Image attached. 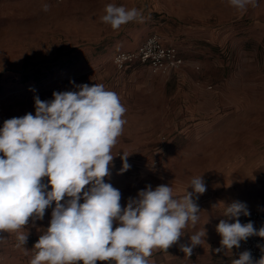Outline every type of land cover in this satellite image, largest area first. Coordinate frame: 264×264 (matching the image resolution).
I'll list each match as a JSON object with an SVG mask.
<instances>
[{
  "label": "rangeland",
  "instance_id": "1",
  "mask_svg": "<svg viewBox=\"0 0 264 264\" xmlns=\"http://www.w3.org/2000/svg\"><path fill=\"white\" fill-rule=\"evenodd\" d=\"M108 4L139 15L113 29L101 19ZM153 34L179 50L181 68L155 74L114 66L116 52L134 50ZM70 81L102 84L126 109L105 177L120 190L122 207L148 184L171 186L174 198L195 177L206 184L196 224L189 222L167 251L153 250L148 264L238 259L212 249L220 247L216 226L227 219L225 205L264 210V0L244 9L230 0H0V128L12 117L34 115L35 96L50 100L54 91L74 90ZM123 153L130 168L121 173ZM51 211L25 226L27 251L16 247L15 232L3 233L0 264H30ZM203 228L205 242L188 257L179 244Z\"/></svg>",
  "mask_w": 264,
  "mask_h": 264
},
{
  "label": "clouds",
  "instance_id": "2",
  "mask_svg": "<svg viewBox=\"0 0 264 264\" xmlns=\"http://www.w3.org/2000/svg\"><path fill=\"white\" fill-rule=\"evenodd\" d=\"M254 2L230 0L238 9ZM104 11L101 19L113 29L139 15L135 8L114 4ZM70 83L74 90L54 91L50 100L35 96L34 115L12 117L0 128V240L3 233L15 232L16 247H24L29 235L25 226L30 219L33 226L42 221L51 207L49 226L35 243L30 264H148L153 250L167 251L189 222L196 224L201 211L196 200L206 192V184L202 176L193 178L182 198H174L169 185L148 184L122 207L120 190L105 177L110 175L115 157L111 150L126 123V109L102 84ZM128 156H120L121 173L130 168ZM241 215H250L245 203L225 205L227 219L216 226L220 247L213 252L238 249L251 236L264 238V226L257 230L251 221L241 223ZM206 235L203 228L189 236L180 250L190 257ZM258 247L264 253V245ZM232 264H264V255L254 261L245 250Z\"/></svg>",
  "mask_w": 264,
  "mask_h": 264
},
{
  "label": "built area",
  "instance_id": "3",
  "mask_svg": "<svg viewBox=\"0 0 264 264\" xmlns=\"http://www.w3.org/2000/svg\"><path fill=\"white\" fill-rule=\"evenodd\" d=\"M112 62L120 71L133 65H140L149 68L155 74H169L185 64V60L179 50L175 46L167 45L157 34L148 37L145 42L134 50L116 52L113 55ZM249 221L253 222L254 227L259 230L264 226V212L257 211L248 220L240 219L241 223ZM258 245H264V238L251 236L246 241H241L238 249L235 247L233 249L237 251L249 250L253 260L258 261L264 255Z\"/></svg>",
  "mask_w": 264,
  "mask_h": 264
},
{
  "label": "crops",
  "instance_id": "4",
  "mask_svg": "<svg viewBox=\"0 0 264 264\" xmlns=\"http://www.w3.org/2000/svg\"><path fill=\"white\" fill-rule=\"evenodd\" d=\"M181 56H182V55H181ZM129 68H147V67L140 66V65H133V66H131V67H129ZM127 69H128V68H127ZM148 69H149V68H148ZM257 211L264 212L263 209H254V210H252V211L250 212V215H249V216H243V215H241V216L239 217V219H241V220H248V219L251 218V216H252L255 212H257ZM229 222H230V221H229ZM241 252H243V251H237V250L232 249L231 251H227V252H226V255L229 256L230 258H239V254H240ZM221 253L224 254L223 252H221Z\"/></svg>",
  "mask_w": 264,
  "mask_h": 264
}]
</instances>
